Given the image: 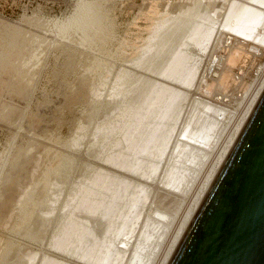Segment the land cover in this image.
<instances>
[{
  "label": "rangeland",
  "instance_id": "obj_1",
  "mask_svg": "<svg viewBox=\"0 0 264 264\" xmlns=\"http://www.w3.org/2000/svg\"><path fill=\"white\" fill-rule=\"evenodd\" d=\"M85 1L0 0V264H159L264 77V0Z\"/></svg>",
  "mask_w": 264,
  "mask_h": 264
},
{
  "label": "water",
  "instance_id": "obj_2",
  "mask_svg": "<svg viewBox=\"0 0 264 264\" xmlns=\"http://www.w3.org/2000/svg\"><path fill=\"white\" fill-rule=\"evenodd\" d=\"M167 264H264V89Z\"/></svg>",
  "mask_w": 264,
  "mask_h": 264
},
{
  "label": "bare ground",
  "instance_id": "obj_3",
  "mask_svg": "<svg viewBox=\"0 0 264 264\" xmlns=\"http://www.w3.org/2000/svg\"><path fill=\"white\" fill-rule=\"evenodd\" d=\"M89 3L86 4L84 7L85 9V13L82 17H80V19H78L77 21L74 22L73 26L71 27L72 30H75V32H79V34L82 36H85V37H88L90 39H95V40H100L103 38L104 35H108L111 28L113 29L114 26H116V22H115V18L113 16V10L115 8L116 5H114L113 3H111V7L107 8L106 7V4H105V1L104 0H87ZM85 1V2H87ZM121 6V5H119ZM157 12V11H156ZM155 12V13H156ZM148 13V12H147ZM151 13V12H149ZM155 13L151 14V17L152 15H155ZM157 16V15H156ZM150 16H148L149 18ZM150 17V19H151ZM144 18H147V17H144ZM133 19V18H132ZM155 19V18H154ZM135 20V19H134ZM138 20V19H136ZM152 22V20H150ZM130 22V21H129ZM149 22V20H148ZM132 23V21H131ZM134 23V22H133ZM131 25V24H130ZM136 25V24H135ZM233 25V24H232ZM113 26V27H112ZM111 27V28H110ZM135 27V26H134ZM133 27V28H134ZM137 27V26H136ZM139 27V26H138ZM237 27V26H235ZM116 28V27H115ZM148 28V27H147ZM138 29V28H137ZM231 29V27H230ZM237 29V28H236ZM239 29V28H238ZM237 29V30H238ZM244 28H240V30H238L240 32V34H243V32L241 31ZM149 30V29H148ZM235 30V29H234ZM112 31V30H111ZM139 31V30H137ZM237 31V32H238ZM126 32V31H125ZM246 31H244L245 33ZM140 33V32H139ZM247 33V32H246ZM113 34V33H112ZM125 34V33H124ZM131 34V33H130ZM133 35V34H132ZM247 35V34H246ZM111 36V35H110ZM123 36V35H122ZM121 36V37H122ZM135 37V36H133ZM83 38V37H82ZM130 38V37H129ZM136 38V37H135ZM124 39V38H123ZM126 40V39H125ZM127 45V44H126ZM237 51V50H236ZM236 52L235 54H232L231 56L229 55V59H228V62H227V66L229 68H225L224 69V72L222 74V77L220 79V82H225L228 78L227 76V73L229 72L230 70V67L233 66V64L236 62ZM72 67V66H71ZM83 67V66H82ZM68 69V68H67ZM69 71V70H68ZM88 73V72H87ZM230 73V72H229ZM57 74V73H56ZM221 75V74H220ZM79 76V75H78ZM218 79V78H217ZM83 82V81H82ZM223 82V83H224ZM73 83V82H71ZM67 84V83H66ZM70 83H68L66 86L67 88H65L64 90L62 89L63 94H66L67 91H69V93H72V94H69L70 96H72L75 92V90H73L71 92V88L73 85L71 84V86H68ZM74 84V83H73ZM226 84V82H225ZM78 85V84H77ZM95 85V84H94ZM219 85V84H218ZM221 85V84H220ZM75 86V85H74ZM223 87V86H222ZM72 89H75L72 87ZM86 89V88H85ZM264 89V77L263 79L261 80L258 88L256 89L255 93L253 94V96L251 97V99L249 100V102L247 103L246 107L244 108L237 124L235 125L234 129L232 130V132L230 133L226 143L224 144L222 150L220 151V153L218 154L217 158L215 159V161L213 162V164L211 165L210 169L208 170V172L206 173L200 187H199V190L197 191L196 195L194 196L192 202L190 203V206L189 208L187 209L185 215L183 216V218L180 220L179 222V225L176 227L175 229V232H174V235L167 247V249L165 250V253L164 255L162 256L159 264H167L169 258L171 257L175 247L177 246L182 234L184 233L188 223L190 222L194 212L196 211L199 203L201 202L204 194L206 193L210 183L212 182L215 174L217 173L223 159L225 158L232 142L234 141L239 129L241 128L242 124L244 123L245 119L247 118L248 114L250 113L251 109L253 108L254 104L256 103L257 99L259 98L260 94L262 93ZM88 90V89H87ZM66 91V92H65ZM99 91V90H98ZM87 92V91H86ZM60 92L57 93V97L58 94ZM77 93V92H76ZM49 95V94H48ZM76 95V94H75ZM66 95L63 96V99L67 98L65 97ZM78 96V95H77ZM55 97V96H54ZM62 97V96H60ZM74 97V96H73ZM94 97V96H93ZM71 98V97H69ZM69 98H67V101L69 100ZM52 98H50L51 100ZM74 99V98H73ZM49 100V98L47 99V101ZM55 100V99H54ZM60 100V99H59ZM46 101V100H45ZM64 102L66 101L63 100ZM90 101V100H89ZM64 102H62V107H63V104ZM48 103V102H47ZM68 107V106H67ZM80 116V115H79ZM29 141V140H28ZM33 141V140H32ZM31 144V142H30ZM35 144V143H34ZM37 144V143H36ZM38 145V144H37ZM36 145V146H37ZM25 146V145H24ZM31 146V145H30ZM22 147V146H20ZM27 147V146H26ZM33 147V146H31ZM23 148V147H22ZM29 148V146H28ZM35 147H33L34 149ZM37 148V147H36ZM21 149V148H20ZM32 149V148H31ZM31 149H28V150H31ZM21 151V150H20ZM26 151V150H25ZM40 151V150H39ZM46 151V150H45ZM24 152V151H23ZM27 152V151H26ZM30 152V151H29ZM31 153V152H30ZM27 154V153H26ZM25 154V155H26ZM20 155V154H19ZM24 155V154H23ZM22 157V156H21ZM32 158V157H31ZM18 159V158H17ZM27 159V157H26ZM40 160V159H39ZM19 161V160H18ZM21 165V164H20ZM50 165V164H49ZM48 174V173H47ZM9 182V181H8ZM10 184V183H9ZM18 192V191H17ZM26 199V198H25ZM20 203V202H19ZM168 203V201H167ZM21 206V205H20ZM27 210V209H26ZM28 252V251H26ZM23 255V254H22ZM13 258V257H12Z\"/></svg>",
  "mask_w": 264,
  "mask_h": 264
}]
</instances>
